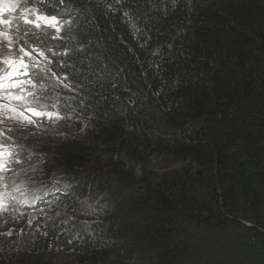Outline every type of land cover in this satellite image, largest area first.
<instances>
[{
    "label": "trees",
    "instance_id": "16d2710c",
    "mask_svg": "<svg viewBox=\"0 0 264 264\" xmlns=\"http://www.w3.org/2000/svg\"><path fill=\"white\" fill-rule=\"evenodd\" d=\"M11 1L0 60L64 119L13 146L0 264H264V0Z\"/></svg>",
    "mask_w": 264,
    "mask_h": 264
},
{
    "label": "snow or ice",
    "instance_id": "6c2138e0",
    "mask_svg": "<svg viewBox=\"0 0 264 264\" xmlns=\"http://www.w3.org/2000/svg\"><path fill=\"white\" fill-rule=\"evenodd\" d=\"M61 3H63V0H61ZM12 11L13 9L10 7L0 9V12L11 13ZM32 12L34 14V18H25L24 23L33 26L37 30L52 29L55 32V35L51 37L52 39H62V37L60 36V32L63 25L71 23L70 21L62 20L59 13L47 15L40 13L36 9H33ZM0 24L10 25L11 21L7 19H0ZM2 35H5V39H7L6 34ZM8 44H11L10 40L8 41ZM48 51L52 50L48 49ZM19 52L22 53V55L19 56L16 60L5 58L3 61H0V63H4L11 68V71H8L7 68L4 70V76L0 77V80L11 81L10 87L19 89V92L21 93L13 94L11 92H8L7 95L3 97L4 99H7L8 102L0 103V117H3V119H0V125L4 124L5 120H11L17 125L18 128L23 129L29 125H37L40 119H47L53 124L64 119L60 112L58 110H55V104L51 105V108L53 110L50 111L49 106L41 102L40 97L36 92L23 87L26 83L24 80L16 79V77L20 75H26L30 66L33 68H40V71L42 72L51 71V69L46 68V66L40 67L39 63L35 62L34 59L31 65L26 62L24 60V57L28 56L31 58V52L26 51L24 47H21L19 49ZM53 54L55 55V53ZM60 54L67 55L68 53L67 51H65ZM41 55H44V53L41 52ZM45 59H47L46 56ZM49 63H51V61H49ZM53 76H56L57 79L60 80V84L62 85V87L68 89L69 91H77V89L80 87L79 85H74L70 82L65 83L64 81L68 80L67 75L63 76L62 79L56 73H53ZM27 83L31 85L32 89L36 88V84L32 81H28ZM40 87L43 88L44 85L41 84ZM4 88L5 84L0 83V90H3ZM12 101H15V104H13ZM7 131L12 132L13 129L8 128ZM0 135H3V133H0ZM5 138L11 139V137ZM8 155L11 156L12 154L9 153ZM7 160L8 158L4 157V155L0 153V172L12 171V169L8 168L7 166ZM14 162L17 164L21 163L19 159H15ZM22 202L27 203L28 201L25 200Z\"/></svg>",
    "mask_w": 264,
    "mask_h": 264
},
{
    "label": "rangeland",
    "instance_id": "374dc122",
    "mask_svg": "<svg viewBox=\"0 0 264 264\" xmlns=\"http://www.w3.org/2000/svg\"><path fill=\"white\" fill-rule=\"evenodd\" d=\"M1 1H8V0H0V2ZM11 6V3H7V2H3V3H1L0 4V9H2V8H6V7H10ZM1 13V12H0ZM2 34H6L7 35V37H9V36H11V35H13L12 33H11V31H9L6 27H3V25H0V39L1 38H4L5 37V35H2ZM15 47V46H14ZM22 46H17V47H15V50H14V48H13V50H11V53H16V54H21L20 52H19V49L21 48ZM25 48V47H24ZM25 50H26V48H25ZM26 51H28V50H26ZM28 52H30V51H28ZM38 55H34V54H32L31 53V58L30 57H28V56H25L24 57V60L26 61V62H28L30 65H31V63L33 62V59L35 60V62H38L39 63V65H40V67H45L46 66V64L41 60V58H39V57H37ZM35 69V71H38V72H41L42 74H45L46 72L45 71H40V68H34ZM8 101H5V100H1L0 99V103H7ZM12 103L13 104H15V101H12ZM0 119H3V117H0ZM34 119H35V117H34ZM44 120H46V119H40L39 120V123L37 124V125H35V126H32V125H29V126H27V127H25V128H23V129H20V128H18L17 127V125L13 122V121H11V120H5L4 121V124H2V125H0V133H3V135H0V143H3V142H5V143H9L10 144V146L9 147H11V149H13V146L14 145H18L20 142L21 143H24L25 141H23V137L22 136H24V137H26V136H28V135H30V134H36V133H41V134H46L47 135V133L44 131V125H43V121ZM8 128H12L13 129V131L12 132H8L7 131V129ZM49 135V134H48ZM80 134L79 133H77V136H79ZM5 137H11V139H6ZM19 142V143H18ZM31 141H27L26 143L27 144H33L32 142L30 143ZM22 155H20V157H21ZM21 161V160H20ZM22 164V161H21V163H19V164H17L16 163V165L14 166V168L12 169V171L13 170H15L18 166H20ZM87 176H88V174L86 175V176H84V177H82V178H84L83 180H77L78 182H75L73 185L74 186H78L79 184H80V182L83 184V185H87V182H85L84 180L87 178ZM10 177V183H12V182H14V181H16L15 180V178H14V176H9ZM91 184V183H90ZM42 187V186H41ZM72 187V183L71 182H69L67 185H66V188H68V189H70ZM88 186H85V188H87ZM100 198H106L105 196H104V194H100V195H98ZM61 197H63V196H61ZM61 197H60V199H61ZM67 198H64L63 199V202H65V200H66ZM82 202H84V205L85 206H88V207H90L89 206V204H88V202H89V200L88 201H86V200H83ZM2 216L3 217H5V218H7L5 215H0V223L3 221V219H1L2 218ZM38 215H29V216H26V217H24L23 218V220L24 221H26V220H28V221H34L35 219H36V217H37ZM8 233H11V232H4L3 233V235H7V236H9L10 234H8ZM56 263H62L63 261H64V259L63 258H55V260H54Z\"/></svg>",
    "mask_w": 264,
    "mask_h": 264
},
{
    "label": "clouds",
    "instance_id": "9594fccd",
    "mask_svg": "<svg viewBox=\"0 0 264 264\" xmlns=\"http://www.w3.org/2000/svg\"><path fill=\"white\" fill-rule=\"evenodd\" d=\"M9 2L11 3H14L12 2L11 0H8ZM0 61H3V60H0ZM2 65V63H0V66ZM9 143H0V153H2L4 155V157H7L8 160H7V166L8 168L10 169H13L14 166L16 165V163L14 162V158L16 157L15 154V149H11V147H9L10 145H7ZM11 153L12 155L9 156L8 154ZM9 176H12L11 175V171H3V172H0V209L6 204L7 202V199H8V187L14 183H10V177ZM8 180V182H6Z\"/></svg>",
    "mask_w": 264,
    "mask_h": 264
}]
</instances>
